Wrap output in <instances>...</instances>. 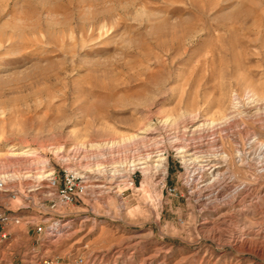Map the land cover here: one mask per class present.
Listing matches in <instances>:
<instances>
[{
	"label": "rangeland",
	"instance_id": "obj_1",
	"mask_svg": "<svg viewBox=\"0 0 264 264\" xmlns=\"http://www.w3.org/2000/svg\"><path fill=\"white\" fill-rule=\"evenodd\" d=\"M61 163L99 181L0 264H264V0H0V203Z\"/></svg>",
	"mask_w": 264,
	"mask_h": 264
},
{
	"label": "built area",
	"instance_id": "obj_2",
	"mask_svg": "<svg viewBox=\"0 0 264 264\" xmlns=\"http://www.w3.org/2000/svg\"><path fill=\"white\" fill-rule=\"evenodd\" d=\"M45 172L44 178L35 182V187L30 190L37 192L39 197L37 206L39 221H36L33 216L24 217L16 212L29 206L25 204L20 188H16L15 185L8 186L6 178L0 177V197L6 196L9 202L18 201V208L14 212L0 203V242L7 240L11 229L20 225L24 218L26 225H32L35 228V234L40 241L46 239L48 243L55 242L59 238L57 226L64 222L63 210L76 202L78 195H84L83 190L88 184L99 181L94 178L98 175L89 174L74 164L71 167L68 164H56L55 167H48ZM43 258L38 264H54L56 259L46 256Z\"/></svg>",
	"mask_w": 264,
	"mask_h": 264
},
{
	"label": "bare ground",
	"instance_id": "obj_3",
	"mask_svg": "<svg viewBox=\"0 0 264 264\" xmlns=\"http://www.w3.org/2000/svg\"><path fill=\"white\" fill-rule=\"evenodd\" d=\"M58 230H57V236L61 237V235L63 234V232H65L66 230H68V222L64 221L62 224L57 226ZM67 232V231H66Z\"/></svg>",
	"mask_w": 264,
	"mask_h": 264
}]
</instances>
